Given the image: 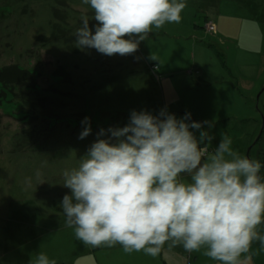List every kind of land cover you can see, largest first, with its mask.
<instances>
[{"label":"rangeland","instance_id":"obj_1","mask_svg":"<svg viewBox=\"0 0 264 264\" xmlns=\"http://www.w3.org/2000/svg\"><path fill=\"white\" fill-rule=\"evenodd\" d=\"M246 1L183 0L179 23L153 28L131 55L109 57L76 47L81 17L93 32L97 25L83 0H0V70L31 72L27 81L0 82V264H29L39 252L57 264L169 262L120 244L84 245L60 206L70 194L63 173L107 138L98 137L101 129L126 126L133 110H166L177 119L190 113L188 123L203 125L190 129L198 140L206 131L215 150L226 135L234 151L264 167V0H253L255 7ZM54 10L61 18L52 26ZM210 21L219 23L212 33ZM85 117L91 133L80 139ZM257 231L264 235V223ZM203 251L190 262L219 264ZM247 257V264H264V245L254 240L241 260Z\"/></svg>","mask_w":264,"mask_h":264},{"label":"clouds","instance_id":"obj_2","mask_svg":"<svg viewBox=\"0 0 264 264\" xmlns=\"http://www.w3.org/2000/svg\"><path fill=\"white\" fill-rule=\"evenodd\" d=\"M97 21L95 31L88 17L75 33L76 47L91 48L113 56L135 53L153 28L179 23L183 0H83ZM151 59L156 60L154 56ZM177 119L161 110L130 114L122 128L101 129L79 166L63 173V187L70 190L60 203L65 226L86 246L113 247L124 252L143 251L157 256L165 244L199 252L219 264H247L252 242L264 245L257 227L264 223V181L258 160L240 155L230 137L222 135L209 153L200 132L202 123ZM79 134L91 133L90 118ZM204 123H208L205 121ZM203 144L204 146H201ZM41 173H36L39 180ZM187 175L190 180H183ZM25 183L31 187V177ZM29 264H57L39 252Z\"/></svg>","mask_w":264,"mask_h":264},{"label":"crops","instance_id":"obj_3","mask_svg":"<svg viewBox=\"0 0 264 264\" xmlns=\"http://www.w3.org/2000/svg\"><path fill=\"white\" fill-rule=\"evenodd\" d=\"M242 2H244L245 0H241ZM246 5H249L248 7H255V2H247L246 1ZM218 20V19H217ZM214 24H215V28L218 30V22H217V25H216V21H212ZM158 65V64H157ZM204 144H207V148H208V152L209 153H212L214 152L215 150L213 149V147H211L213 145V143H209V142H206L204 141ZM201 146H204L203 144H201ZM237 152V151H236ZM240 154V151L238 152ZM241 155V154H240ZM183 180L187 181V180H190V177H188L187 175H185L184 177H182ZM262 226V225H261ZM165 249H167L170 253V255H168L165 251ZM167 254V255H166ZM149 256V255H148ZM160 256H163L166 258L169 259V262L167 264H196V260H193V262H190L191 259H192V256H191V253L189 252H186L182 246H177V247H169L168 244H165L164 247L162 248L161 252H160ZM152 256H149V258L151 259ZM189 259V260H188ZM193 259H196V256H193ZM155 261V260H153ZM162 262L164 264L165 261L162 260ZM153 263V262H152ZM213 264V263H212Z\"/></svg>","mask_w":264,"mask_h":264},{"label":"trees","instance_id":"obj_4","mask_svg":"<svg viewBox=\"0 0 264 264\" xmlns=\"http://www.w3.org/2000/svg\"><path fill=\"white\" fill-rule=\"evenodd\" d=\"M53 15V22H52V26L54 25V21L58 20V18L60 16V13H58V11L54 10V12L52 13ZM53 38L56 37V35L54 34V32L51 34V36L47 37V36H37V39H39L40 41L44 42L47 41L49 38ZM152 66H154L155 69L158 68L157 64H152ZM31 77V72L26 69V68H17L16 66H8L5 67L3 69L0 70V82H15V83H19L21 81H27L28 79H30ZM1 102V101H0ZM262 170H264V167H261L259 175L262 178H264V175H262ZM261 173V174H260Z\"/></svg>","mask_w":264,"mask_h":264},{"label":"built area","instance_id":"obj_5","mask_svg":"<svg viewBox=\"0 0 264 264\" xmlns=\"http://www.w3.org/2000/svg\"><path fill=\"white\" fill-rule=\"evenodd\" d=\"M205 29L207 30V31H209V32H214V30H215V24L212 22V21H210V22H208L206 25H205ZM208 149V148H207Z\"/></svg>","mask_w":264,"mask_h":264}]
</instances>
